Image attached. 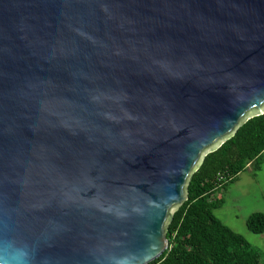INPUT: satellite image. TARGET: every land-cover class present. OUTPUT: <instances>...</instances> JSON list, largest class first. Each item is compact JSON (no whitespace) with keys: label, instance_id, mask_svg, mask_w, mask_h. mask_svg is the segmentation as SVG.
Listing matches in <instances>:
<instances>
[{"label":"water","instance_id":"obj_1","mask_svg":"<svg viewBox=\"0 0 264 264\" xmlns=\"http://www.w3.org/2000/svg\"><path fill=\"white\" fill-rule=\"evenodd\" d=\"M263 113L264 0H0V237L33 264H149Z\"/></svg>","mask_w":264,"mask_h":264},{"label":"trees","instance_id":"obj_2","mask_svg":"<svg viewBox=\"0 0 264 264\" xmlns=\"http://www.w3.org/2000/svg\"><path fill=\"white\" fill-rule=\"evenodd\" d=\"M264 163V113L245 121L215 151L209 152L188 180V199L173 211L166 237L169 246L149 264H264L258 249L219 218L224 204L216 193L248 166ZM254 233L264 232V212L247 218Z\"/></svg>","mask_w":264,"mask_h":264},{"label":"rangeland","instance_id":"obj_3","mask_svg":"<svg viewBox=\"0 0 264 264\" xmlns=\"http://www.w3.org/2000/svg\"><path fill=\"white\" fill-rule=\"evenodd\" d=\"M216 196L224 199L223 206L215 210L216 215L242 234L259 250L261 259L264 260V232L254 233L246 224L251 213L264 212V163L257 172L252 165L248 166L227 187L219 190Z\"/></svg>","mask_w":264,"mask_h":264},{"label":"clouds","instance_id":"obj_4","mask_svg":"<svg viewBox=\"0 0 264 264\" xmlns=\"http://www.w3.org/2000/svg\"><path fill=\"white\" fill-rule=\"evenodd\" d=\"M34 251L25 242L0 237V264H33Z\"/></svg>","mask_w":264,"mask_h":264}]
</instances>
